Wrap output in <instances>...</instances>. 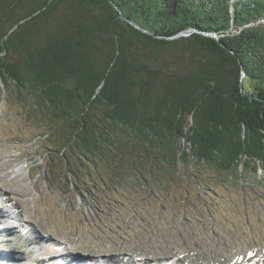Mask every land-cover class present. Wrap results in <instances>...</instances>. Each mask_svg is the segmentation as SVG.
<instances>
[{
    "label": "trees",
    "instance_id": "1",
    "mask_svg": "<svg viewBox=\"0 0 264 264\" xmlns=\"http://www.w3.org/2000/svg\"><path fill=\"white\" fill-rule=\"evenodd\" d=\"M65 1L0 0V86L50 174L134 210L185 175L205 193L264 184V0ZM111 2L156 36L223 46L141 34Z\"/></svg>",
    "mask_w": 264,
    "mask_h": 264
},
{
    "label": "rangeland",
    "instance_id": "2",
    "mask_svg": "<svg viewBox=\"0 0 264 264\" xmlns=\"http://www.w3.org/2000/svg\"><path fill=\"white\" fill-rule=\"evenodd\" d=\"M23 113L0 86V255L9 264H264L263 183L205 193L185 175L154 204H106L50 174V153L32 139L40 130Z\"/></svg>",
    "mask_w": 264,
    "mask_h": 264
},
{
    "label": "water",
    "instance_id": "3",
    "mask_svg": "<svg viewBox=\"0 0 264 264\" xmlns=\"http://www.w3.org/2000/svg\"><path fill=\"white\" fill-rule=\"evenodd\" d=\"M112 6L114 7V9L118 12V19L125 24L130 25L134 30L140 32L141 34H145L148 36H151L155 39H160V40H168V41H181L183 39H187L190 38L193 34H201L205 37L214 39L217 43H219L220 45L223 46V44L220 41V38L216 35V34H209V33H201V32H197L195 30H183L180 31L178 33H176L173 36L170 37H160V36H156L153 33L149 32L148 30H146L145 28L141 27L140 25L136 24L134 21H132L131 19H129L123 12L122 10L114 3L111 2ZM64 5L66 7H70L71 6V0H66L64 2ZM247 76L246 74L242 71L241 75H240V79H239V86H240V92L243 96H249L246 89H245V80H246Z\"/></svg>",
    "mask_w": 264,
    "mask_h": 264
},
{
    "label": "bare ground",
    "instance_id": "4",
    "mask_svg": "<svg viewBox=\"0 0 264 264\" xmlns=\"http://www.w3.org/2000/svg\"><path fill=\"white\" fill-rule=\"evenodd\" d=\"M1 162V161H0ZM4 168V166L0 163V172L2 173L3 172V169ZM5 171V170H4ZM0 178H3L2 176H1V174H0ZM14 220V219H13ZM244 264V263H243Z\"/></svg>",
    "mask_w": 264,
    "mask_h": 264
}]
</instances>
